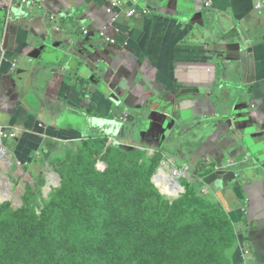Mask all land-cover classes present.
Returning <instances> with one entry per match:
<instances>
[{
    "label": "crops",
    "instance_id": "obj_1",
    "mask_svg": "<svg viewBox=\"0 0 264 264\" xmlns=\"http://www.w3.org/2000/svg\"><path fill=\"white\" fill-rule=\"evenodd\" d=\"M36 1L0 0V126L201 169L243 264H264V0H139L117 24L106 0Z\"/></svg>",
    "mask_w": 264,
    "mask_h": 264
},
{
    "label": "rangeland",
    "instance_id": "obj_2",
    "mask_svg": "<svg viewBox=\"0 0 264 264\" xmlns=\"http://www.w3.org/2000/svg\"><path fill=\"white\" fill-rule=\"evenodd\" d=\"M7 131L6 136L0 134V181L2 178H7V183L11 184V196L0 197V244L3 246L4 260L7 264H60L61 262L83 264L82 258L86 259L88 264H101L102 253L106 249L94 252L88 257L77 249L75 251L67 239L58 242L54 239H39L37 236L39 220L43 219L45 208L49 203L59 201L62 204L68 199H72L77 204L84 201L86 195L83 196V193L88 188V184L97 181L91 179L85 181L84 178L92 172L93 162L98 163L100 160L101 164L106 163L101 171L107 172L113 168L122 178L123 184H130L136 189V192L130 196L117 194L111 190H108L107 196H103L104 207L108 208L109 218L106 223L112 241L119 233L128 229L133 230L136 226L142 227L145 208L150 201L159 204L163 201L159 195L175 204V200L182 201L191 190V195L198 192L201 198L208 199L210 203L215 204V207L220 205L205 184L203 176L206 173L201 169L196 170V174L191 172V177L182 175L177 178L182 182V193H165L154 179L161 169L169 172L164 164L174 165L175 160L166 157L159 149H155L154 152L140 148L128 150L98 140L104 142V152L99 156L88 155L84 158L81 153L87 141H64L38 151L30 150L27 143L18 140L17 133L13 135L12 130ZM117 144L118 142L115 141L113 145ZM109 146L118 149V152L111 154V163L105 160ZM83 161H88L89 164L86 165ZM176 168L181 172L185 167L176 165ZM147 173L149 176L139 183L140 174ZM197 173L200 176H197ZM186 181L193 184L191 189L187 187ZM3 191L7 192V189ZM184 200L182 206L175 204L172 217H168L170 223L167 222L168 228L164 238L158 239L154 236L144 242H142L144 238H141L137 243L136 247L153 251L148 254L149 256L143 260L130 262L115 254L111 255L113 261L110 264H176L173 263L172 255L177 249L186 248L189 240L209 235L208 231H196V235H189V231H192L189 227L194 206L190 201ZM22 209L24 211L20 212ZM71 214L68 211L66 217H71ZM168 251L171 252V256ZM159 254L162 256L157 259ZM76 258L78 261H74ZM94 259H98L99 262H95ZM243 263L242 261L241 264Z\"/></svg>",
    "mask_w": 264,
    "mask_h": 264
},
{
    "label": "trees",
    "instance_id": "obj_3",
    "mask_svg": "<svg viewBox=\"0 0 264 264\" xmlns=\"http://www.w3.org/2000/svg\"><path fill=\"white\" fill-rule=\"evenodd\" d=\"M103 141L86 142L82 149L81 156L87 158L88 155L96 156L104 152L105 145ZM107 157L108 162H112L111 154L118 152V149L108 147ZM128 150H134L126 148ZM85 149V150H84ZM86 165L88 161H83ZM104 162V161H102ZM84 164V165H85ZM106 163L103 164L93 162V170L85 181L97 180L88 184V188L83 193L86 197L84 201L77 204L72 199H68L65 203L60 204L49 203L45 208L43 219L39 220L37 236L39 239L57 240L60 242L67 239L68 243L80 253L90 257L94 252L106 249L103 253L101 264H110L111 255L118 254L130 262L143 260L148 254L153 251H147L144 247L138 248L136 245L144 238L148 241L150 238L157 236L158 239L164 238L167 231V224L170 223L168 217H172L175 210V204L183 205L185 200L190 201L193 207V216L191 219L189 235L195 234L196 231H208V236H199L197 239L189 240L186 248L172 249L174 253L173 263L176 264H241L242 256L238 251L237 241L238 233L235 230L232 219L229 217L225 209L219 205L210 203L208 199H203L198 192L191 195V190L187 192L186 198L182 201L173 202L161 195L163 201L159 204L156 201H150L145 208V218L141 225L136 226L133 230L128 229L116 235L112 241L110 231L106 220L108 208L104 207L103 196H107L108 190L114 193L130 196L136 192L130 184H123L122 178L113 168L107 172L101 171ZM98 168V169H97ZM100 169V170H99ZM149 174H140L139 183L146 179ZM187 187L192 188L193 184L186 181ZM104 189V190H102ZM66 198H63L65 200ZM24 209L20 210L23 212ZM70 211L71 217H66ZM69 220V221H68ZM168 222V223H167ZM173 241V237L170 238ZM95 250V251H93ZM228 251V252H227ZM169 256H171V252ZM162 254V253H161ZM161 254L157 259L161 258ZM3 246L0 244V264H7L4 260ZM110 256V258H109ZM83 264H88L86 259H83ZM74 261H78L77 258ZM99 262L98 259H94ZM73 262V261H72ZM60 264H67L60 263ZM72 264V263H69Z\"/></svg>",
    "mask_w": 264,
    "mask_h": 264
},
{
    "label": "built area",
    "instance_id": "obj_4",
    "mask_svg": "<svg viewBox=\"0 0 264 264\" xmlns=\"http://www.w3.org/2000/svg\"><path fill=\"white\" fill-rule=\"evenodd\" d=\"M107 1V7H106V11L107 14L109 15V19H110V23L111 24H117L120 22V20L122 19V16L124 17H129V18H133L136 17L140 14H149V10L148 9H144L141 8L137 2H139V0H135V5H133V7L131 8H126V5L128 4L127 1L129 0H106ZM23 5L32 7L35 6L37 4L36 0H21ZM53 19H56L55 16L52 17ZM58 30H61L60 27L57 28ZM86 34H88V31H85ZM122 120H126V117H122ZM8 133L7 129L3 126H0V134L2 136H6V134ZM13 135H15V131L12 130ZM171 166H175V162L174 165ZM176 167V166H175ZM178 170V168H176ZM184 171H182L183 176L185 177H191V170L189 167H185L183 169ZM182 176V175H181ZM180 176V177H181ZM179 177V178H180ZM172 181H170L171 183ZM179 185L181 186V181L179 182ZM176 183L173 184V187H175ZM182 188V186H181ZM183 190V188H182ZM182 190L177 191V193H182ZM245 256V254H243Z\"/></svg>",
    "mask_w": 264,
    "mask_h": 264
},
{
    "label": "bare ground",
    "instance_id": "obj_5",
    "mask_svg": "<svg viewBox=\"0 0 264 264\" xmlns=\"http://www.w3.org/2000/svg\"><path fill=\"white\" fill-rule=\"evenodd\" d=\"M164 167L167 170H169V172H166V170L161 169L154 180L158 183L157 185L161 187L165 193L167 192L169 194L170 193L176 194L177 191L182 190L181 186L178 183L177 178L183 175V173H181L183 170L180 172V170H177L176 167H172L168 165L167 163L164 164ZM170 181L172 182L170 183ZM0 182H1L0 188L3 190L7 189V192L0 190V197L1 198L10 197L11 196V192H10L11 184L7 183V178H2ZM174 183H176L174 185L175 187H173Z\"/></svg>",
    "mask_w": 264,
    "mask_h": 264
},
{
    "label": "clouds",
    "instance_id": "obj_6",
    "mask_svg": "<svg viewBox=\"0 0 264 264\" xmlns=\"http://www.w3.org/2000/svg\"><path fill=\"white\" fill-rule=\"evenodd\" d=\"M181 185H182V182H181ZM238 243H239V241H238ZM244 256V255H243Z\"/></svg>",
    "mask_w": 264,
    "mask_h": 264
}]
</instances>
